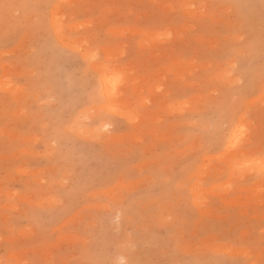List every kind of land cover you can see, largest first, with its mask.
Listing matches in <instances>:
<instances>
[{
	"label": "rangeland",
	"instance_id": "1",
	"mask_svg": "<svg viewBox=\"0 0 264 264\" xmlns=\"http://www.w3.org/2000/svg\"><path fill=\"white\" fill-rule=\"evenodd\" d=\"M0 264H264V0H0Z\"/></svg>",
	"mask_w": 264,
	"mask_h": 264
},
{
	"label": "snow or ice",
	"instance_id": "2",
	"mask_svg": "<svg viewBox=\"0 0 264 264\" xmlns=\"http://www.w3.org/2000/svg\"><path fill=\"white\" fill-rule=\"evenodd\" d=\"M119 76H114L110 79L109 83L111 88L115 89L118 82H119ZM247 134V129L242 127V126H237L232 134H231V139L234 140L237 144L241 143L245 138Z\"/></svg>",
	"mask_w": 264,
	"mask_h": 264
},
{
	"label": "bare ground",
	"instance_id": "3",
	"mask_svg": "<svg viewBox=\"0 0 264 264\" xmlns=\"http://www.w3.org/2000/svg\"><path fill=\"white\" fill-rule=\"evenodd\" d=\"M114 72H116V71H114ZM108 75H110V74H108ZM106 76H107V75H106ZM110 76H111V75H110ZM107 77H108V76H107ZM107 77H105L106 79H105V81H104V83H105V87L107 88V89H106V93H107V95L110 97V99H113V101H112V104H113V105H119V104H117L118 101H117V102L115 101V100H116V97H115V95H114L115 91H114V93H112L113 90H110V89H109V88L111 87V86H110V83H109V81H110L109 78H111V77H109V78H107ZM112 77H113V75H112ZM119 78H120V77H119ZM120 79H121V78H120ZM120 81H121V80H120ZM120 81H119V82H120ZM119 84H120V83H119ZM112 89H113V88H112ZM114 101H115L116 103H115ZM109 102H110V100H109ZM113 105H112V106H113ZM109 107H110V106H109ZM116 107H117V106H115L114 108H116ZM129 109H130V108H129ZM134 109H135V108H134Z\"/></svg>",
	"mask_w": 264,
	"mask_h": 264
}]
</instances>
